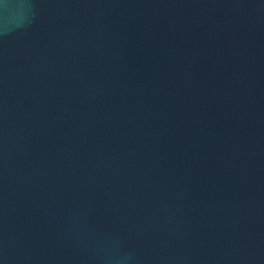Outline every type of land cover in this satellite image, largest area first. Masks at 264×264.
<instances>
[{"label":"water","instance_id":"95a60500","mask_svg":"<svg viewBox=\"0 0 264 264\" xmlns=\"http://www.w3.org/2000/svg\"><path fill=\"white\" fill-rule=\"evenodd\" d=\"M0 264H264V0H0Z\"/></svg>","mask_w":264,"mask_h":264}]
</instances>
